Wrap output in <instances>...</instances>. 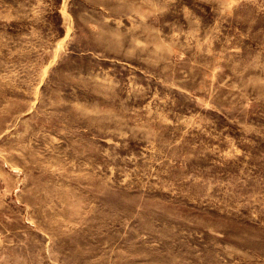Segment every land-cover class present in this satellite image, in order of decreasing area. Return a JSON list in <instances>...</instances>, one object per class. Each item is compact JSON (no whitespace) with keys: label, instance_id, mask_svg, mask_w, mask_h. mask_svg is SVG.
Instances as JSON below:
<instances>
[{"label":"rangeland","instance_id":"374dc122","mask_svg":"<svg viewBox=\"0 0 264 264\" xmlns=\"http://www.w3.org/2000/svg\"><path fill=\"white\" fill-rule=\"evenodd\" d=\"M0 264H264V0H0Z\"/></svg>","mask_w":264,"mask_h":264}]
</instances>
